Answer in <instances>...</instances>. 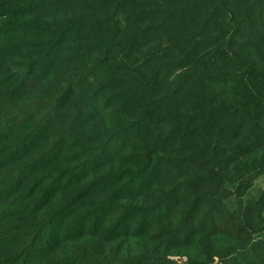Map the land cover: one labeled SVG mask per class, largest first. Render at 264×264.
<instances>
[{
  "label": "trees",
  "instance_id": "16d2710c",
  "mask_svg": "<svg viewBox=\"0 0 264 264\" xmlns=\"http://www.w3.org/2000/svg\"><path fill=\"white\" fill-rule=\"evenodd\" d=\"M264 0H0V264H264Z\"/></svg>",
  "mask_w": 264,
  "mask_h": 264
},
{
  "label": "rangeland",
  "instance_id": "374dc122",
  "mask_svg": "<svg viewBox=\"0 0 264 264\" xmlns=\"http://www.w3.org/2000/svg\"><path fill=\"white\" fill-rule=\"evenodd\" d=\"M259 189H264V176L257 181L254 192L256 193Z\"/></svg>",
  "mask_w": 264,
  "mask_h": 264
}]
</instances>
